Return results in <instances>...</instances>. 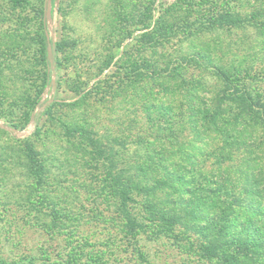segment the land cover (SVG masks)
Segmentation results:
<instances>
[{"label":"rangeland","instance_id":"rangeland-1","mask_svg":"<svg viewBox=\"0 0 264 264\" xmlns=\"http://www.w3.org/2000/svg\"><path fill=\"white\" fill-rule=\"evenodd\" d=\"M43 1L0 0V125L13 123L19 131L15 136L0 129V264H210L199 257L208 240L187 222L189 229L177 228L181 237L176 241L146 234L135 241L123 234L114 178L121 175L125 186L136 176L148 178L151 167L143 172L140 163L146 161L148 142L159 135L175 134L178 146L184 142L186 149L194 143L205 147L201 135L208 118H194L191 107L222 97L224 85L229 92L243 86L233 77L224 83L213 65L229 73L251 65L264 71L262 20L250 17L257 7L264 12V0H226L236 24L214 29L207 28L209 16L223 15L224 0H47V29L59 44L60 65L52 87L44 90ZM166 31L171 37H164ZM207 44L213 60L204 53ZM198 49L201 56H191ZM186 61L179 75L169 72ZM251 80L256 81L249 84L253 94L264 97V78ZM47 100L48 109L41 105ZM210 102L211 110L232 118L234 110ZM40 110L36 131L33 117ZM254 117L245 120L252 123ZM194 125L203 134L197 135ZM240 132L232 134L240 147L257 141L264 146L262 125L244 124ZM211 134L212 141L219 140L216 131ZM205 135L209 139V132ZM198 146L187 151L200 153ZM32 147L38 156L30 160L18 150ZM260 151L238 148L231 154L235 160L229 168L238 163L241 169L231 173L238 192L242 160ZM41 163L47 178L39 189L49 198L41 199L36 213L29 193L37 188L33 173ZM211 166H203L204 174ZM49 202L60 209L53 216ZM235 204L241 213L250 211L244 200ZM239 217L229 221L236 222L232 230L241 242H249L248 232L256 238L258 231L249 226L244 231L240 222L247 219ZM77 245L80 249L69 256Z\"/></svg>","mask_w":264,"mask_h":264},{"label":"trees","instance_id":"trees-1","mask_svg":"<svg viewBox=\"0 0 264 264\" xmlns=\"http://www.w3.org/2000/svg\"><path fill=\"white\" fill-rule=\"evenodd\" d=\"M223 5V8H225L223 15L218 19L215 14H213V17L209 16L211 22L207 28L214 29L215 26L218 27L223 24H236L232 21L237 17H235V13L233 14V8L229 6L230 1L224 0L222 2ZM46 9L47 0H44L41 12L42 57L47 69L43 75V90L46 87H52V75L53 73L57 75L60 65L59 44L49 36ZM263 13L257 7L252 10L250 17L252 19H261L260 26L264 29ZM165 34V38L167 36L168 38L171 37L167 31ZM203 49L210 60L215 58L214 50L210 44L204 46ZM262 49L264 50V45ZM201 52L199 49L195 50L191 56L199 58ZM262 58L264 60L263 56ZM183 64L187 66V61L185 63L180 62L179 66H172V71L169 72L179 75L178 67L183 66ZM255 66H247L245 71V67H242V73L235 66L233 68L234 72L229 73V71L225 69L223 71L217 65H213L214 70L222 75L224 83L227 84V81L231 83L230 77H233L234 81L239 78L240 85L243 86L229 92L226 85H224V95L222 97H213L211 100L206 99L205 101H200L202 104L197 103L191 107V115L194 118L200 121L201 118L206 117L209 122L204 127V135H201L203 134L201 127L199 129L197 125H194L197 135H201V140L205 141V147H200L194 143L189 145L188 149H195L198 146L200 153L197 152L195 155H191L190 151H187L188 149L184 147L186 146L184 142L178 146L179 141L176 139L175 134L170 135L167 139L159 135L151 142H148L146 161H142V165L140 163L143 172L147 170L146 167H151V169H148L151 170L148 171L150 173L148 178L144 177L141 179L139 177V179L136 176L131 185L125 186L123 185L122 176L116 175L114 178L117 188L114 193L117 201L116 217L117 222L120 223V231L123 234L131 236L135 241L144 234L154 238H159L163 235L172 236L174 241H176L181 237L177 228L181 226L189 229L188 226L192 225L196 228V231L200 230L197 232L202 237L208 240V246H203L200 249V259H208L210 264H217V262H221V264H264V163L262 162V159H264V146L263 142L257 141V143L253 144L245 143V145L240 147L241 144L240 146L238 145L240 143L239 139L232 135L233 132L236 135L242 134L240 130L244 124L262 125L264 129V97L260 93L253 94V88L250 86L251 82H256L251 80L252 78L258 81L264 78V71H255ZM261 68L264 70V66ZM247 82L249 83L247 84ZM182 88L185 89V85ZM210 101H217L214 103L226 105L228 109L234 110L232 118H228L229 116H226L220 110H211L212 104ZM36 105L37 102L33 104L32 110L36 109ZM41 105H47L46 109H48L51 103L47 100ZM235 105L236 107L242 105L243 108L240 106L239 109L235 110L233 108ZM43 112L40 110L33 117L36 131ZM248 115H255L252 123L248 118L245 120ZM238 121L242 125L238 124ZM210 123L212 125H209ZM256 128L258 129L259 127L257 126ZM0 129L10 131L16 136V124L0 125ZM171 130L175 132L173 126ZM245 130L248 133L250 132L249 129ZM214 131H216V136H219V140L216 142L212 141L211 137V132ZM207 132H209V139L205 135ZM151 135L153 136V130ZM163 140H168L169 144ZM221 141L224 143L217 145ZM238 148H242V151L245 152H249L250 148L254 149V151H260L263 148L259 153L242 160V176L237 179L239 184L242 185L241 193L237 191L238 185L232 180L231 174L234 168L239 172L241 170L240 165L233 163L232 165L234 166L229 168V164L235 160L231 154H234ZM13 150L15 149L13 148ZM18 150H20V154L23 152L28 160L33 158L32 155L36 158L38 156L33 147L24 148L23 150L19 148ZM212 158L214 160H211ZM206 164L212 166L207 171V174H204L203 166H206ZM41 165L38 171L33 173V176L37 177L34 178L37 188L29 193V198L34 203L36 213L41 212V209L38 208L41 199L49 198L48 195L42 193L39 189V186L47 178L46 168H43L45 165L42 163ZM171 165L174 166V170L176 169L175 172L172 171L171 173V170H169ZM164 173H170V176L164 175ZM240 180H242V183H240ZM242 200H244V204L250 210L248 213H241L237 204H235V202H241ZM54 206L56 207V205H51L49 202L48 213L52 216L60 211L59 208ZM243 214L247 222H240L242 229L248 231L254 228L258 231L256 238H251L252 234L250 232L247 233L251 240L249 242H245L243 239L241 242L239 233L232 230L236 222L234 220L229 221L234 216L241 218L239 217L241 215L243 220ZM181 222H183V225ZM184 222L191 225L184 224ZM78 249H80L79 245L73 246L69 256ZM94 259L97 260V257L95 256ZM144 261L145 264H150L148 260ZM97 263L101 264V261Z\"/></svg>","mask_w":264,"mask_h":264},{"label":"water","instance_id":"water-1","mask_svg":"<svg viewBox=\"0 0 264 264\" xmlns=\"http://www.w3.org/2000/svg\"><path fill=\"white\" fill-rule=\"evenodd\" d=\"M16 132H19V131H16Z\"/></svg>","mask_w":264,"mask_h":264}]
</instances>
